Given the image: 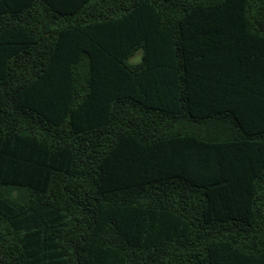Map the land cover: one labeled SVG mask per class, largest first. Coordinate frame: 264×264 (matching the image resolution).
<instances>
[{
	"label": "trees",
	"instance_id": "trees-1",
	"mask_svg": "<svg viewBox=\"0 0 264 264\" xmlns=\"http://www.w3.org/2000/svg\"><path fill=\"white\" fill-rule=\"evenodd\" d=\"M0 264H264V0H0Z\"/></svg>",
	"mask_w": 264,
	"mask_h": 264
},
{
	"label": "crops",
	"instance_id": "crops-1",
	"mask_svg": "<svg viewBox=\"0 0 264 264\" xmlns=\"http://www.w3.org/2000/svg\"><path fill=\"white\" fill-rule=\"evenodd\" d=\"M194 122L195 121H193V119H190L187 116L185 118L183 117V119L180 118V120H179L180 130L178 131L179 136L182 138H191L190 134L195 135L196 131L201 135H206V131L199 128V127H201V125L197 126L196 123H194ZM202 126H203V124H202ZM183 127H186V129L183 130Z\"/></svg>",
	"mask_w": 264,
	"mask_h": 264
},
{
	"label": "rangeland",
	"instance_id": "rangeland-1",
	"mask_svg": "<svg viewBox=\"0 0 264 264\" xmlns=\"http://www.w3.org/2000/svg\"><path fill=\"white\" fill-rule=\"evenodd\" d=\"M141 57H142V52L139 51L130 59V62L131 63H138L141 61Z\"/></svg>",
	"mask_w": 264,
	"mask_h": 264
}]
</instances>
